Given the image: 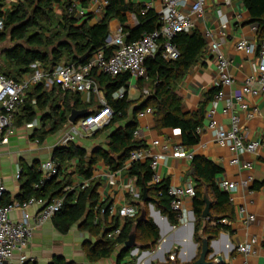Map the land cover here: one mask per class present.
I'll use <instances>...</instances> for the list:
<instances>
[{
	"label": "crops",
	"instance_id": "1",
	"mask_svg": "<svg viewBox=\"0 0 264 264\" xmlns=\"http://www.w3.org/2000/svg\"><path fill=\"white\" fill-rule=\"evenodd\" d=\"M20 1L23 0H6L2 9L8 11ZM125 1L141 5L145 10L151 9L154 11L158 15L157 27L159 26V13L162 9L160 0ZM106 5L107 0H80L73 14L79 20V24L88 22L90 26H93L104 18ZM53 10L56 14V20L59 21L62 13L61 4H54ZM88 15L91 16V19H87ZM132 19L136 21L134 16ZM192 19L196 25L195 30L202 34L206 47L202 58L192 65L186 75L179 81L176 92L181 98V108L184 113H196L204 105V120L202 125L197 128L199 142L194 146H183L182 134L179 129L158 128L155 122V109L147 107L151 108L152 112H145L147 108H144L139 112H143V114L138 113L136 116L137 125L134 130V134L137 132V136L134 135L135 139L145 143L150 153V156L141 162L149 161L151 165V155L158 156V165L155 170L158 178L160 181L168 180L170 186L176 187L186 185L190 181H193L196 185L190 176L192 159L187 154L203 156L220 167L222 172L215 179L220 190L226 193L221 188L222 183L236 184L235 188L229 194L227 193L231 203L230 213L233 221L227 228L221 229L216 235H211L212 239L210 240H213L211 249L221 254L225 262L231 264H264L262 250L264 245V92H260L256 96H248L245 99V102L249 105L247 110H242L238 104H235L231 112H224L226 101L233 100L234 96L240 93L244 81L255 74L254 64L258 63L257 55H248L239 51L236 49L235 44L239 40L257 43L258 26L256 23L250 22V13L242 0H230L228 3L225 0H206L203 13L200 16L193 15ZM108 27L110 39L118 35L120 29L122 30L120 21L116 18L109 20ZM215 43L219 44L220 52L230 61L229 73L234 79V84L231 86H222L219 81L215 51L212 48ZM94 75L97 80L98 77L104 74L95 73ZM138 79L131 76L126 88L122 87L128 100H138L141 94L146 98L151 92L148 81L143 83L144 88L141 91L137 87ZM43 89L47 93L55 92L61 108L66 92L59 86H55L51 90L44 87ZM220 91L223 93V98L215 106V120L225 129H229L231 126V113L237 115L240 125L244 129L246 142L259 143L255 152H244L239 156L240 164L232 163L234 155L231 150L228 147L219 145L214 133L207 127V113L213 109V102ZM78 94L81 102L89 105V111L96 110L100 106L99 95L105 98L104 90L101 88L99 95L94 92ZM114 94L112 95L113 99H115ZM34 107L36 108V106ZM253 108H257L258 111L251 114ZM49 114V109L37 111L34 121L21 123L18 122L19 118L15 117L12 133L7 135L5 132V139L0 145V177L6 187L3 196L4 204H22L24 199L21 194L23 193L24 182L32 177L33 170L38 172L40 179H42L43 164L50 159L53 160L55 149L64 145L61 141L69 130V125H65L56 132H60V134L48 142L46 138L56 133L42 135L43 132H48L51 129L53 119L48 117ZM122 125L123 123L117 124V126ZM92 136L78 138L73 143L86 149L89 154L98 148L107 149L104 142L98 138L92 139ZM155 141H158L159 144L153 145ZM164 145L167 146L166 151L162 149ZM178 146L185 148L183 156H174L175 149ZM244 164H250V167H242ZM128 170L129 167H125V163L121 169L113 170L104 161L100 160L93 166L91 180H87L89 184L92 180H99L100 182L97 189L98 204L94 209V223H100L103 230L106 229V224L111 223L113 217L109 214L105 216L102 211L97 212L102 204L119 208L124 204L133 203L139 209L140 207L144 208L142 198L139 201L128 194V187L130 186H135L137 191H141L142 194L141 187L128 174ZM18 171L21 172L20 177H17ZM81 181L86 180L75 172V162H69L63 165L60 175L52 183L46 185L45 191L39 198L45 204H48L52 201V199L50 200L51 194L57 189L55 185L58 186L64 182L58 188L59 190L65 185ZM209 197L212 201L214 200L211 194H209ZM193 199L186 198L183 202L187 210V223L173 225L172 229L167 226L163 219L165 216L161 215L156 206L153 204L152 208L148 203V216L158 227L160 240L155 246L148 249L139 247L134 252L130 251L122 263L147 264L155 255L159 254L160 256L161 252H164L169 262L192 264V261L198 258L197 256L193 258L194 253L196 252V255L199 253V244L194 240V229L193 233H190ZM240 207L245 208L247 214L254 215L255 220L245 224L242 214L239 213ZM41 208L40 204L34 203L26 208L25 212L29 216H34ZM157 211H159L160 217L157 215ZM22 214L21 209H14L10 214L12 221L18 223L22 218ZM58 214L49 222L34 229L29 245L22 253L16 252L14 254L17 264V258L19 259L21 255L26 257L23 264H50L56 256L64 257L67 261L76 264H116L118 251L109 259L97 262L88 261L82 243L91 235L82 230L79 223L72 226L67 233L60 232L56 227V223L62 218ZM193 222H195V218ZM252 238H256L253 252L248 255L239 253L237 251L238 244L249 242ZM95 240L92 237V242H95ZM194 242L197 243L196 250L194 249ZM225 248H229L228 252H225ZM172 254H175V258L170 261L169 258ZM192 258L191 263H188ZM155 263L156 261H153V264Z\"/></svg>",
	"mask_w": 264,
	"mask_h": 264
},
{
	"label": "trees",
	"instance_id": "2",
	"mask_svg": "<svg viewBox=\"0 0 264 264\" xmlns=\"http://www.w3.org/2000/svg\"><path fill=\"white\" fill-rule=\"evenodd\" d=\"M5 2L6 0H0V16H5V28L0 33V41L8 36L14 45L5 50L3 54L7 72L1 67L0 72L15 80H20L36 62H39L46 71H52L62 63L85 64L93 54L100 50H103L106 58H109L112 53V48L107 45L110 35L108 27L110 19L116 18L120 21L122 33L126 35L129 43L139 40L143 34L154 31L158 23V15L154 11L145 10L141 5L125 0H107L104 18L93 26H90L88 22L79 24L75 15L68 11L71 0H23L3 13L1 10ZM242 2L250 13V22L258 26L257 44L260 47L264 39V0H242ZM56 3L62 6L59 21L56 20L53 10V5ZM133 16L136 21L132 19ZM87 19H91V16L88 15ZM172 42L179 52L176 60H165L159 53L145 61L146 78H139L137 87L142 91L143 83L145 81L150 83L151 92L146 98L141 94L138 100H128L125 93L123 98L113 99L112 95L116 91L122 87L126 88L131 77L129 73L115 78L104 74L97 78L99 87L104 90L108 106L113 111V116L110 122L95 132L93 136L103 130L108 131L107 149L98 148L89 154L83 147L68 142L56 148L53 154V160L59 163L60 167L63 168V165L74 161L75 172L85 180H91L93 166L100 160L113 170L121 169L132 151L147 148L145 143L134 137L137 125L136 116L147 107L155 109V122L158 128H174L181 131L183 146L190 147L199 142L197 128L204 120V105L196 113L182 112L181 98L176 92V87L189 68L202 58L206 42L197 30L178 33ZM27 95V100L16 117L19 118V123L32 122L36 118L37 111L49 109L48 117L53 119V123L51 129L43 132L42 135L56 133L65 125H69V116L75 109L88 110L89 115L95 112V110L89 111V105L81 102L78 93L66 92L61 108L55 92H45L42 85L32 86ZM119 123L123 125L117 126ZM221 172L220 167L203 156L195 155L191 160L190 176L196 183V195L193 199L194 240L199 245L202 244L203 238L212 239L211 235H216L221 229L228 227L221 225L220 220L233 221L229 196L223 193L215 182L216 176ZM128 174L136 180L141 189L143 185L148 187L150 202L156 206L161 215L168 218L171 225H178V217L171 208L172 199L168 195L170 187L168 180L152 184L154 171L149 161L134 162ZM52 179L46 180L39 188H35L34 185L40 183L41 179L40 174L33 170L32 177L23 184L21 197L25 201L32 196H42L46 185L53 182ZM61 184L55 185L57 189L53 191L50 198V200L55 198L64 200L63 207L58 214L62 219L56 223V227L60 232L67 233L72 226L79 223L82 230L87 231L96 239L95 242L87 241L83 245L88 261L97 262L109 259L118 251L116 264H134V262L122 263L131 251L126 250L124 245L133 230L136 231L138 246L142 249L155 246L160 240L159 229L148 216V202H144V208L140 207L139 214L135 218L113 216L111 223L106 224V229L103 230L100 223H94L99 180H92L89 186L79 193H65L63 190L66 185L58 190ZM205 194L208 197L209 194L214 197L213 201L209 197L212 205L211 216L208 220L202 217L205 208ZM141 198L140 195L138 200L141 201ZM107 207L102 204L97 212L100 213ZM143 209L147 213V218L137 223L136 220ZM107 214V211L104 212L105 216ZM118 227L121 228L120 235L115 239L109 238L108 234ZM50 264L76 263L56 256Z\"/></svg>",
	"mask_w": 264,
	"mask_h": 264
},
{
	"label": "built area",
	"instance_id": "3",
	"mask_svg": "<svg viewBox=\"0 0 264 264\" xmlns=\"http://www.w3.org/2000/svg\"><path fill=\"white\" fill-rule=\"evenodd\" d=\"M71 5L68 9L70 13L76 11L80 0H71ZM162 9L159 13V26L152 32L143 34L141 38L133 43L127 42L126 35L119 30L118 35L108 40V47L112 48V53L109 58H106L105 52L100 50L93 54L85 64H59L52 71H46L39 62L31 66V70L26 73L20 80L9 78L0 72V145L7 135L12 133L14 119L21 112L27 100L28 90L35 85H42L45 89L51 90L55 86H59L64 92L83 93L94 92L100 94V87L95 77L96 74H105L112 78L122 74L129 73L135 78H144L147 74L145 61L149 57L161 53L165 60H176L179 57V52L173 44V38L181 32H191L195 30L196 25L192 19L193 15L200 16L203 13L206 0H160ZM227 3L230 0H225ZM5 13V9L1 10ZM5 28V16H0V33ZM235 47L248 55L256 54L258 63L254 64L255 74L248 77L242 84L241 91L235 95L233 100H228L225 103L224 112L229 113L233 110L235 104H238L242 110H247L249 105L245 102L248 96H256L260 92H264V42L258 47L257 43L239 40ZM215 51V59L219 72V81L222 86H231L234 84V79L229 73L230 61L219 50V44L212 45ZM125 95L124 88H121L114 94L115 99L123 98ZM223 98V93L220 91L213 102V109L207 113V127L212 130L219 145L228 147L234 155L233 164H240L239 156L244 152H255L259 146L258 142L247 141L244 134V129L240 125V120L237 115L231 113L229 129H225L214 118L215 106ZM35 103V101H33ZM100 106L95 112L87 117L79 119L75 124H70L69 130L62 138V143L65 145L68 142H74L78 138L92 136L95 132L107 125L112 116L113 111L108 106L106 99L99 95ZM257 108H253L251 114L257 112ZM145 112H152L151 108H147ZM140 115L143 112L139 113ZM137 136V132L134 134ZM155 141L153 145H158ZM164 151L167 146L162 147ZM185 154V148L178 146L175 149L174 156L180 157ZM191 159L192 154H187ZM150 156L148 149L134 150L130 153L125 162V167H131L134 162H141ZM151 169L154 171L152 184L160 181L155 170L158 165V156L151 155ZM244 168L250 167V164L242 165ZM63 170L60 164L50 159L42 166L43 178L40 183L35 184V188H39L46 180H51L58 177ZM21 172L18 171L17 177H20ZM252 179V178H250ZM235 183H222L221 188L230 193L235 188ZM89 182L81 181L65 186L64 192H76L87 188ZM6 192L4 181L0 177V264H17L14 254L22 253L29 245L35 228H38L52 220L62 209L64 200L55 198L48 204L36 196H32L25 200L22 204H4L3 196ZM141 191H137L135 186L128 187V194L133 198H139ZM168 195L171 197V208L176 212L179 225L187 223V210L183 205L186 198L193 199L196 195L195 184L190 181L183 186H170ZM142 196V195H141ZM34 203H38L42 208L34 215L29 216L25 209ZM14 209H21L23 214L18 223H14L11 219V212ZM102 213L106 212L110 216L118 215L121 218H135L139 214V208L136 204H124L119 208L109 205L106 210L102 209ZM239 213L243 216L245 224L255 220V216L247 214L246 209L239 208ZM221 225L230 226L232 221L229 219L220 220ZM121 233V228L108 234L111 239L117 238ZM256 238L251 241L240 243L237 246V251L243 254H251ZM264 253V245L262 246ZM175 254L170 256V261H173ZM18 264H23L26 261L25 256H20ZM214 264H231L225 261H219L215 258Z\"/></svg>",
	"mask_w": 264,
	"mask_h": 264
},
{
	"label": "water",
	"instance_id": "4",
	"mask_svg": "<svg viewBox=\"0 0 264 264\" xmlns=\"http://www.w3.org/2000/svg\"><path fill=\"white\" fill-rule=\"evenodd\" d=\"M108 40H110V37L108 38ZM89 115L88 110H73L69 116V125L70 124H75L79 119L83 118V117H87ZM149 190L148 187L143 185L142 187V200L143 202H148L152 208H153V204L150 202V197L148 194ZM204 202H205V208L203 210L202 213V217L206 220H208L211 216V205L212 202L210 201L209 197L207 194L204 195ZM157 215L160 217V213L159 211H157ZM147 218V213L146 211L143 209L141 210L140 215L137 218V223H141L142 221L146 220ZM194 213L193 211L191 212V223H190V233H193V229H194ZM164 221L166 222L167 226L169 228H173L174 226L171 225L168 221V219L166 217H163ZM191 236V235H190ZM212 241L208 238H203L202 239V244L199 245V253L198 255H196L194 253V256H197L198 258H196L194 261L193 258L191 260L188 261V263L192 264H214L215 263V258H217L219 261H224L223 260V256L221 254H219L217 251H212ZM194 249H197V243L194 242ZM124 248L126 250H131L132 252L136 251L139 246L138 243L136 241V231L133 230L132 233L129 235L128 240L126 241ZM229 248H225V252H228ZM153 261H156L155 264H176L174 262H169L168 259L166 258V253L161 252V255L159 256V254L155 255V257L153 259H151L150 261H148L147 264H153Z\"/></svg>",
	"mask_w": 264,
	"mask_h": 264
},
{
	"label": "rangeland",
	"instance_id": "5",
	"mask_svg": "<svg viewBox=\"0 0 264 264\" xmlns=\"http://www.w3.org/2000/svg\"><path fill=\"white\" fill-rule=\"evenodd\" d=\"M13 45H14L13 41L8 36H7V38L5 40L0 41V67L5 72H7L8 69H7V67H6V65L4 63L3 54H4L5 50L11 48ZM96 97H98V96H96ZM59 134H60V132L59 133H56V134H53V135H49L46 138V141L47 142L50 141L51 139L55 138ZM107 135H108V131H104L103 130V131L99 132L96 136H92L91 138L92 139H97L98 138L99 140H101L102 142H104V144H106ZM147 212H148V210H147ZM87 241L92 242V237L90 236V238L88 237L86 240H84L83 243H82V245L85 244V242H87Z\"/></svg>",
	"mask_w": 264,
	"mask_h": 264
}]
</instances>
